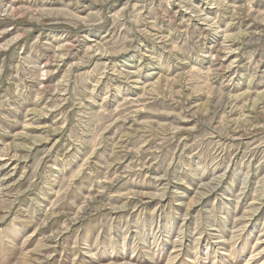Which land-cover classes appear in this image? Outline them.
Wrapping results in <instances>:
<instances>
[{"label":"rangeland","instance_id":"obj_1","mask_svg":"<svg viewBox=\"0 0 264 264\" xmlns=\"http://www.w3.org/2000/svg\"><path fill=\"white\" fill-rule=\"evenodd\" d=\"M0 264H264V0H0Z\"/></svg>","mask_w":264,"mask_h":264}]
</instances>
